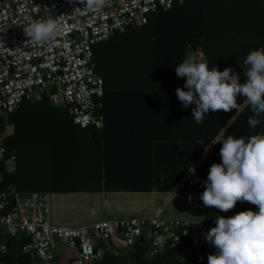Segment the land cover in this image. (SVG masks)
Segmentation results:
<instances>
[{
    "label": "trees",
    "instance_id": "trees-1",
    "mask_svg": "<svg viewBox=\"0 0 264 264\" xmlns=\"http://www.w3.org/2000/svg\"><path fill=\"white\" fill-rule=\"evenodd\" d=\"M96 44L98 46L92 48V61L95 72L103 81L101 107L97 112L105 116L106 122L110 117H117L114 118V139L118 135L123 138L115 143L103 141L101 143L104 148L101 152H95L93 144L104 139L105 132L73 125L66 118L64 107L50 105L47 96L41 94L39 100L23 101L16 110L7 115L6 124H11L13 129L3 139L6 151L11 153L14 146L17 149L16 163L28 173L33 170L32 157L28 154L34 153L32 149L35 144L47 140L54 142L53 136H65L72 143L85 144L83 148L87 150L82 149L81 153L86 162H93L95 154H102L105 178L103 183L108 190L121 188L148 191L153 180L156 181L157 175L154 173L158 170L167 171V177L161 181L163 186H171L195 156H189L187 166L181 167L180 173L174 166H166L176 164L173 158V153L176 152L175 142L179 139L189 141L193 133V139L199 134V139L207 143L211 137L206 135L207 129L214 133L226 116L234 111L210 112L202 123H197L192 113V108L196 105L185 109L176 95V89L184 86L186 78L178 77L175 69L186 58V53L200 51L209 68L215 66L221 71L231 68L239 75L240 82H245L244 61L247 54L264 48V0H172L168 10L153 12L144 25L128 27L124 32L114 33ZM184 90L187 91L186 88ZM243 98H238L239 104ZM247 107L249 110V105L246 104L233 120L232 126L237 120V124L249 126L250 116L244 111ZM239 116H242L240 120ZM4 127V120L0 117V132ZM52 129H58L59 132L64 130L65 134L49 133ZM263 129L264 117L255 130L260 133ZM87 132L90 133L91 141L87 138ZM201 132H205L204 139ZM220 144H214L196 168L200 173L202 171L203 190L211 160L216 159ZM160 146L162 149H159ZM188 151L189 149L181 150L183 158ZM126 167L129 169L130 176L127 177L130 180H107L118 178L117 171L126 170ZM34 179L36 183L38 178ZM19 181H16L14 173L3 171L0 187L13 185L16 190L22 191ZM158 183L157 181L156 184ZM213 210L214 207L205 208L209 221H215L218 216L231 217L235 213L232 209L213 215ZM209 214L213 216L209 217ZM27 241L28 237L24 234L7 236L6 239L7 245L15 242L19 248ZM207 244L208 241L204 248ZM145 246L143 241L133 245L136 250L134 259L138 264L144 258L142 252ZM181 246L187 245L166 247L162 253ZM200 249L189 248L197 255ZM3 260L7 261L2 257Z\"/></svg>",
    "mask_w": 264,
    "mask_h": 264
},
{
    "label": "built area",
    "instance_id": "built-area-1",
    "mask_svg": "<svg viewBox=\"0 0 264 264\" xmlns=\"http://www.w3.org/2000/svg\"><path fill=\"white\" fill-rule=\"evenodd\" d=\"M171 5L172 0H108L102 9L88 10L69 0H0V117L24 100L45 94L51 105L65 108L73 125L101 129L97 110L103 81L94 70L91 47L128 27L144 25L149 14ZM48 17L60 26L56 40L26 45L24 26ZM3 139L0 134V182L2 172H8L6 162L15 158L6 151ZM212 227L215 224L204 220L158 213L61 225L49 219L46 194L22 195L12 186L0 187V255L6 251L7 236L24 234L28 241L20 252L38 264H60L54 259L59 244L71 251L68 264H95L102 253L97 240L109 244L105 248L114 256L143 241L142 255L152 259L166 247L203 248Z\"/></svg>",
    "mask_w": 264,
    "mask_h": 264
},
{
    "label": "crops",
    "instance_id": "crops-1",
    "mask_svg": "<svg viewBox=\"0 0 264 264\" xmlns=\"http://www.w3.org/2000/svg\"><path fill=\"white\" fill-rule=\"evenodd\" d=\"M194 52L205 62L204 55L200 51ZM40 98L41 96H38L35 99L24 101L32 102ZM246 104V100L243 98L239 104L240 109L242 110ZM247 110L248 107L244 109L246 114L249 113L248 115L250 117L254 116V112L251 110L250 106L249 112ZM98 113L102 116V128L95 130L99 132L104 131L105 136L104 139H100L99 142L93 144L95 152H101L104 148L102 144L103 141H112L115 143L121 140L122 137L118 135L117 138L114 139L115 134L113 135V130H116L114 118L117 117H110L106 122L105 116L100 112ZM239 113L240 111L237 113L236 110H234L230 115L228 114L214 133L211 129H207L206 135H211V137L206 144L214 143L220 139H226L229 135L237 138L242 136L248 138L255 134H264V129L259 133L250 126H246V124H237L238 120L232 126L234 123L233 120ZM7 115L2 117L5 127L4 130L0 132L4 138L10 135L13 129L11 124L6 125L5 119ZM66 118L70 120L67 113ZM241 118L242 116H239V120ZM262 118L263 117H261V119ZM243 122H245V120ZM58 129L49 130V133H63L64 130L59 132ZM204 133L205 132H201L202 135ZM86 134L88 140L91 141L90 133L87 132ZM198 135L199 134H197L196 139H193L194 135L192 133V138L189 141L179 139L175 142L176 152L173 153V158L176 164H165L166 166H174L175 169L177 168L176 171L180 173L181 167L187 166L189 156H195L194 160H192L174 184L171 186H169V184L168 186H163L162 179L167 177V171L158 170L157 173H154V175H157L156 181L153 180L151 188L148 191H132L123 190L121 188L108 190L104 187L103 183L105 178L103 176L102 154L100 153L99 156L95 154L94 161L88 164L86 159L83 158L84 155L81 153L82 149L87 150L83 148L85 144L81 145L78 142L72 143L65 136H53V138H55L54 142H49V140H47L46 142L38 141L37 144H35V148L32 149L34 153L32 155L28 154V156L32 157L31 167L33 170L30 172H24L23 169L18 166L15 160L16 157L13 161H7L6 167L8 172L15 174L16 181L20 180L19 183H21V185L19 186L22 191L16 190V188L11 185L16 192L22 195L31 192H39L47 195L49 219L52 223L61 225H83L99 218L127 217L158 213L159 215L168 217H186L192 220L199 219L215 224V221L207 220L205 215L206 207L200 199L204 191L203 188H201L203 178L201 176L202 171L200 173V170L196 168L209 151L205 153V145L196 143L201 141ZM202 139H204V135ZM185 145L186 147L184 148ZM80 146L82 148H80ZM212 147L213 145L210 146V151ZM221 147L222 144H220L217 149V157L214 156L216 159L211 160V165L222 162L220 156ZM159 149H162V146H160ZM182 149H189L185 158L182 156ZM12 152L14 156H17V149H15L14 146ZM118 165L123 168L121 164ZM124 169L126 170L117 171L118 175L116 176H119L118 178H107V180H130L131 178L127 177L130 176L128 175V167ZM170 170L172 169L170 168ZM170 170L169 172H171ZM35 177L38 178L36 183L34 181ZM27 180L30 182H27ZM157 181L159 182L158 184H156ZM190 196L191 200H189ZM233 209L235 210V215L241 211L249 209L254 211L258 208L248 202H237ZM220 212V210L214 208L213 215L220 214ZM213 215L209 214V217ZM95 243L102 251L95 264H138L134 259L136 250L133 246L123 249L118 255L114 256L105 248V246L110 247L109 244L100 240H97ZM189 248L190 247L187 246H181L172 249L170 252H161L162 254L160 253L157 257L155 256L152 259L143 258L140 264H208V256L216 253V249L209 242L205 248L203 247L201 248L202 250L200 249L201 251L199 250V252H197L198 255L195 251H190L191 249L189 250ZM70 252L69 249L59 244L54 251L55 261L60 264H68ZM2 257L3 259H7V261H2ZM0 262L1 264H38L37 261L29 255L22 254L18 243L15 242H11L7 245L6 251L0 255Z\"/></svg>",
    "mask_w": 264,
    "mask_h": 264
},
{
    "label": "clouds",
    "instance_id": "clouds-1",
    "mask_svg": "<svg viewBox=\"0 0 264 264\" xmlns=\"http://www.w3.org/2000/svg\"><path fill=\"white\" fill-rule=\"evenodd\" d=\"M73 2L88 10H100L108 0H69ZM60 31L58 22L52 17L34 20L24 26L28 37L26 45L51 44ZM244 64L247 66L246 80L241 83L239 75L231 68L223 71L215 66L209 68L195 52L186 53V58L175 69L178 77L186 78L184 86L176 89V95L185 109L196 105L192 113L197 123H202L210 112L236 110L238 113L241 111L239 97H244L254 112L248 125L255 129L261 123L260 118L264 117V48L250 51ZM196 143L205 145V153L210 151L211 145L222 144V162L211 165L204 182L205 190L200 197L204 206L228 212L237 202H248L258 208V211L249 209L231 217L215 218V227L205 234V239L216 249L215 254L208 256V264H264V134L248 138L229 135L211 144L202 140Z\"/></svg>",
    "mask_w": 264,
    "mask_h": 264
},
{
    "label": "rangeland",
    "instance_id": "rangeland-1",
    "mask_svg": "<svg viewBox=\"0 0 264 264\" xmlns=\"http://www.w3.org/2000/svg\"><path fill=\"white\" fill-rule=\"evenodd\" d=\"M152 14V13H151ZM151 14H149V17L151 16ZM94 46L96 47V46H98V44H96V45H93L91 48H94ZM202 59V58H201ZM5 122H6V119H5ZM6 125H8V124H6ZM89 162V161H88ZM92 162L90 161L89 162V164H91Z\"/></svg>",
    "mask_w": 264,
    "mask_h": 264
}]
</instances>
